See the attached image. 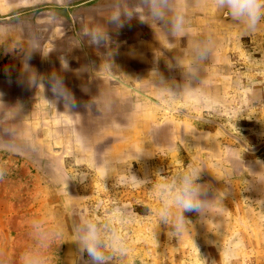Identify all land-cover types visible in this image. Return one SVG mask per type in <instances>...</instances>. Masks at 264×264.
Instances as JSON below:
<instances>
[{"label": "rangeland", "instance_id": "374dc122", "mask_svg": "<svg viewBox=\"0 0 264 264\" xmlns=\"http://www.w3.org/2000/svg\"><path fill=\"white\" fill-rule=\"evenodd\" d=\"M190 3L203 7L195 0ZM206 5L212 7L211 0ZM212 11L211 28L218 27L219 33L212 29L211 35L220 46L223 80L209 84L212 93L226 87L224 105L212 111L199 101L175 100V109L164 99L160 102L163 118L185 123L178 129L181 140L192 130L196 136L212 137L205 144L210 154L205 152L201 159L193 144L197 150L189 145L123 169L118 159L121 133L107 136L101 128L90 129L81 141L89 151L97 147V153L93 149L86 154L98 158L81 153L85 158L76 154L80 159H56L52 147L46 146L42 126L14 111L17 97H10V105L0 111V264H21L22 253L36 247L34 221L52 241L45 249L48 264H88L89 257L73 241L83 218L114 220L122 229L128 251L113 264H264V19L255 32H247ZM194 123L199 128H191ZM108 155L116 163L103 181L105 172L95 170V164L102 165ZM189 166L200 170L198 183L207 186L205 198L216 199L204 215L185 212L188 227L172 234L171 226L159 224L161 204L153 187ZM128 173L142 184H134ZM116 205L127 213L126 223L107 215Z\"/></svg>", "mask_w": 264, "mask_h": 264}, {"label": "crops", "instance_id": "0c3cea01", "mask_svg": "<svg viewBox=\"0 0 264 264\" xmlns=\"http://www.w3.org/2000/svg\"><path fill=\"white\" fill-rule=\"evenodd\" d=\"M202 5L189 6V16L198 31L211 34L214 11ZM143 6L144 0H0V111L10 105V97H17L13 110L42 126L46 146L52 147L56 159L77 158L81 153L98 158L86 154L94 153L93 149L97 153V147L89 151L81 145L92 128L103 129L107 136L121 133L118 159L123 157V169L133 161L175 154L189 145L200 150V159L205 152L210 154L205 145L210 135L196 136L192 130L181 140L178 129L185 123L162 116L160 102L164 99L175 109V100L157 92L150 74L158 69L169 83H182L183 70L175 57L183 53L186 39L169 44L162 27L140 20L136 10ZM214 30L219 33L218 27ZM219 48L215 44L213 56L201 71L208 100L184 98L212 111L220 110L226 101V87L223 94L219 90L212 93L209 84L223 80ZM54 75L62 78L74 96L75 107L63 101L45 104V97L53 99L46 79ZM191 128L199 125L194 123ZM143 148L150 155L136 156Z\"/></svg>", "mask_w": 264, "mask_h": 264}, {"label": "clouds", "instance_id": "9594fccd", "mask_svg": "<svg viewBox=\"0 0 264 264\" xmlns=\"http://www.w3.org/2000/svg\"><path fill=\"white\" fill-rule=\"evenodd\" d=\"M205 2L206 0H195V5ZM211 5L215 11L242 25L247 32H255L264 19V0H211ZM188 9V0H144V6L136 12L142 22L162 27L169 44L175 45L177 40L186 39L183 53L175 57L176 65L183 70V82L169 83L158 69H153L150 79L154 88L172 100L194 97L203 102L208 100V94L201 71L213 56L215 41L210 33L205 34L194 27ZM113 22L117 23L118 20L114 18ZM64 66L67 67V64ZM46 83L53 99L45 97V104L52 106L63 101L68 107L76 106L75 98L64 85L62 78L54 75L46 79ZM43 85L45 81L42 82ZM141 154L150 155V152L143 148L136 156ZM114 163L116 161L108 155L102 165L95 164V170L103 169L105 172L103 181L110 176ZM128 175L134 184H142L134 175ZM2 176L3 173H0V178ZM199 178L200 170L189 166L171 179H161L155 183L153 192L157 194L161 204L159 224L171 226L174 231L170 233L179 234L188 227L185 212L204 215L215 201L216 198L212 201L205 198L207 186L198 183ZM217 194L218 192L216 196ZM107 215L117 217L121 224L128 221L127 213L119 205L110 209ZM38 231L44 234L43 239L39 238ZM33 235L37 238L36 247L22 253L21 264H48L45 249L51 246L52 241L39 222H33ZM73 241L78 244L80 253H86L89 257L88 264H113L117 256L123 257L128 251L126 236L114 220L98 223L94 219L83 218L74 229Z\"/></svg>", "mask_w": 264, "mask_h": 264}]
</instances>
